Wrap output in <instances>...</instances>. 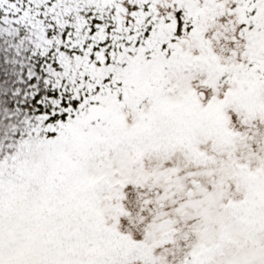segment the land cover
I'll use <instances>...</instances> for the list:
<instances>
[{"label":"snow or ice","instance_id":"snow-or-ice-1","mask_svg":"<svg viewBox=\"0 0 264 264\" xmlns=\"http://www.w3.org/2000/svg\"><path fill=\"white\" fill-rule=\"evenodd\" d=\"M0 264H264V0H0Z\"/></svg>","mask_w":264,"mask_h":264}]
</instances>
